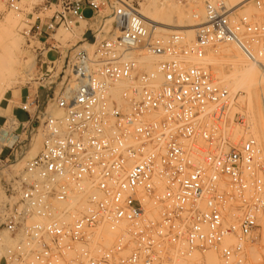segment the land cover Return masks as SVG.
Returning <instances> with one entry per match:
<instances>
[{
  "label": "built area",
  "instance_id": "built-area-1",
  "mask_svg": "<svg viewBox=\"0 0 264 264\" xmlns=\"http://www.w3.org/2000/svg\"><path fill=\"white\" fill-rule=\"evenodd\" d=\"M197 1L202 24L188 42L157 32L131 0H38L36 13L53 12L26 35L43 62L53 52L62 65L52 98L60 115L44 112L37 128L41 150L5 216L12 244L0 264H187L194 255L208 264L211 252L219 264H264V253L252 259L264 232V160L247 130L234 142L231 122L244 127L235 96L205 60L233 45L264 80V0H251L250 12ZM18 2L7 6L19 12ZM82 24L95 27L80 35L89 44L90 33L91 48L59 51L57 32ZM31 103L20 108L26 122L2 126L0 152L12 150L17 128L32 127Z\"/></svg>",
  "mask_w": 264,
  "mask_h": 264
},
{
  "label": "rangeland",
  "instance_id": "rangeland-1",
  "mask_svg": "<svg viewBox=\"0 0 264 264\" xmlns=\"http://www.w3.org/2000/svg\"><path fill=\"white\" fill-rule=\"evenodd\" d=\"M131 2L133 3L134 7L138 10V12L141 10V8L145 9V12L147 14L146 16H150L148 18L155 16L160 10L170 12V14L172 12L176 13L179 11L184 15H186L187 12L193 14H198L201 11L203 12L202 5L197 0H187L186 3L181 2L180 0H131ZM236 2L237 1L235 0H225V3L230 7H232ZM38 4V0H19L17 6L19 7L20 11L13 12L8 8L7 0H0V57L4 62V69L8 68L6 67L7 65L13 64V68H10V72L12 71L14 73L11 74L12 72L9 73V71L3 73L5 75L4 78L6 77L8 80H12L13 82H10L12 85H9L10 87L6 92L10 90L14 91L19 88H26L32 94V100H34V105L38 107L37 109L33 108L31 110L32 115H34V123L32 124V127L28 129L23 127L17 128L13 133V135L16 137V140L14 142L12 150H7L6 148H4L0 152V255L4 252L5 247L12 244V241L10 240L8 234L4 231L3 224L5 216L8 213L9 207H12L13 204L17 201L19 183L21 181V178L23 177V170L25 164L30 159L35 157L41 150L43 138L41 132L37 131V128L43 120L44 112L46 115L50 116L60 115V112L57 111L53 105L52 98L53 93L58 92L60 89V82L64 72L61 67L62 65L61 63L55 61L56 55L53 52H49L47 54V60L43 62L40 57L42 45L33 38L32 34H30L29 36L26 35L27 31L33 24L37 25L39 23V19L36 20L37 16H39L42 23H45L53 12L52 9L41 11L42 13L38 14L39 11L36 8ZM248 4H246L247 6L244 8L246 12H250V5ZM35 11L38 12L36 13ZM107 14L108 12L102 13V15ZM90 15L91 12L89 10H85L83 12V16L85 18H89ZM172 20L174 19L172 18ZM91 27L92 29L95 28L92 24H89L88 26L82 24L72 33H65L62 30H59L57 32V35H61V38L63 39L62 42H59V51H74L76 49H88L77 48V46L79 44L85 43L80 40V35L84 30ZM107 27H109V25H106V28ZM14 30L15 32H17L16 34L18 37V41L21 45L19 55L20 60L18 59L15 63L13 61L15 52L11 50L14 49V47L10 48V52L7 51L8 47H10L9 44ZM163 34L168 33L163 32ZM107 37V34L100 35V38ZM228 49L229 48L225 47V45L218 46L216 50L214 49L215 51L212 50L206 54V59L208 57H211L212 55L215 59L223 60L227 57L232 56L234 58L243 57L244 60L248 61L247 58H245L237 48L236 49L240 54L232 53ZM145 62L148 66H151V64H153L155 60L147 59ZM223 62H225V60H223ZM209 66L211 73L215 78L214 69L211 64ZM221 70L224 74L229 73L228 66H223ZM254 71H257L256 68H254ZM15 74H17L18 76ZM14 75L17 77H14ZM216 80L218 84L225 87V85L222 84L218 79ZM249 80L254 81L253 84L255 86H251V88H249V90L252 91H250L251 98H249V95H247V92L245 90L246 88L244 86L239 87L238 89L235 88L234 90L232 88L229 89L226 87V89H228L229 92L233 96H235V102L233 105L234 107L232 109V113H237L242 117V122L244 126H237L236 123H232V116L230 118V127L236 131V136L233 137L234 142L239 141L241 137V135L239 134L241 133V129L247 130V134L253 136L257 140L261 151V158L262 160H264V132L260 133L258 131V128H256L254 131H251L250 129L253 123L255 125H257L256 123L260 124V121L258 119L259 115H257L258 111H256V107L257 98H259V100L264 99V80H262L260 73L258 74V76L254 77L250 75ZM260 101H262V105V103H264V100ZM260 111L264 112V105H262ZM262 122H264V116H262ZM105 237L106 241H108L109 243H113L114 237L112 234L106 232ZM259 245V249L252 256L254 262L258 260L259 254L264 253V232H262L261 234ZM207 256L213 258V260H211L210 262L207 261L208 264H219L218 257L215 253L211 252L207 254L206 257ZM198 258V256L194 255L191 259L188 260L187 264H196Z\"/></svg>",
  "mask_w": 264,
  "mask_h": 264
},
{
  "label": "bare ground",
  "instance_id": "bare-ground-1",
  "mask_svg": "<svg viewBox=\"0 0 264 264\" xmlns=\"http://www.w3.org/2000/svg\"><path fill=\"white\" fill-rule=\"evenodd\" d=\"M235 1H237V2L233 5V7H239L241 5H246V4L250 3L251 0H235ZM193 9H194V7H193ZM195 10H196V8H195ZM138 13L145 20V22H147L148 24H151L153 27H155L157 29L156 30L157 32H162V33L164 32V33H168V34L173 33V32H183V34L186 36L188 42L193 41L194 29L197 26L202 24V16H203L202 11L199 12L198 14H193V13L187 12V14L184 15L183 13H181L179 11L176 13L172 12L170 14V12H165L163 10H160L158 12V14H156L155 16H152L151 18H148L150 16H146L147 14L145 12V9H143V8H141V10ZM172 18L174 20H172ZM17 21H16V23H17ZM110 23H111V21L109 19H107L106 25H109V27H107L108 29L106 28L107 31L111 30ZM16 33L17 32H15V30H14L12 33V38H11L10 44H9L10 47H8V49H7L8 52H10L11 50H13V52H15V56H14V60H13L14 63L20 57L19 55H20V48H21V45L18 41V37H17ZM54 39L57 42L63 41V39L61 38V35L60 36L56 35L54 37ZM11 45H14V46H11ZM91 45L92 44L88 45L85 42V43L79 44L77 46V48H88V49H90ZM11 47H14V49L10 50ZM225 47H228L229 48L228 50H230L232 53H239L240 52V51L238 52L237 49L233 45H225ZM230 57L223 59V60H225V62H223L222 59H215L212 55H211V57H208L205 60L207 63L211 64V66L214 69L215 78L218 79L222 84H224L225 88L226 87L229 89L232 88L234 90L235 88L238 89L239 87L244 86L246 88V89L245 88L244 89L246 90L247 95H249V98H251V96H250L251 90H249V88H251V86H253V87H255V86L253 84L254 81L249 80V76L250 75L253 77L258 76L259 69L253 63H250V62L244 60L243 57L242 58H240V57L234 58L232 56H230ZM27 59H28V57H27ZM12 65L13 64L7 65L6 67H8V68L4 69V62L0 57V101L2 100L5 92L9 89V87H10L9 85H12L10 83V82H12V80H8L6 77L4 78L5 75L3 74L4 72H8V71H9V73H11L12 71L10 72V68H13ZM223 66L229 67V73L228 74H224L222 72L221 69L223 68ZM254 68H256L257 71H254ZM11 74H14V73L12 72ZM15 75H17V74H15ZM15 75H14V77L18 76V75L17 76H15ZM10 77H8V78H10ZM260 100H264V99H260ZM260 100H259V98H257V107H256L257 108L256 111H258L257 115H259L258 119L260 121V124L256 123L257 125H255L253 123L251 125L252 127H250V129H251V131H254L256 128H258V131L260 133H262V132H264V122H262V116H264V112H261L260 109L262 108V105H264V103H262V105H261L262 101H260ZM106 232L107 231L104 230L102 233L106 234ZM206 260L210 262L211 260H213V258H211L210 256H207Z\"/></svg>",
  "mask_w": 264,
  "mask_h": 264
},
{
  "label": "crops",
  "instance_id": "crops-1",
  "mask_svg": "<svg viewBox=\"0 0 264 264\" xmlns=\"http://www.w3.org/2000/svg\"><path fill=\"white\" fill-rule=\"evenodd\" d=\"M32 94L26 88L10 90L5 93L0 101V131L2 126L9 118L16 119L19 123H24L28 120V115L20 108L24 103L32 104ZM33 109V106L30 107Z\"/></svg>",
  "mask_w": 264,
  "mask_h": 264
},
{
  "label": "water",
  "instance_id": "water-1",
  "mask_svg": "<svg viewBox=\"0 0 264 264\" xmlns=\"http://www.w3.org/2000/svg\"><path fill=\"white\" fill-rule=\"evenodd\" d=\"M86 40H88L89 41V43H93V39H92V37H91V35H90V33H87L86 35H85V37H84Z\"/></svg>",
  "mask_w": 264,
  "mask_h": 264
}]
</instances>
